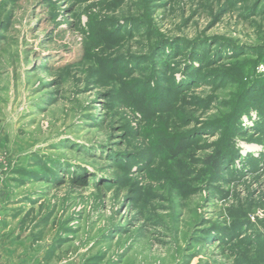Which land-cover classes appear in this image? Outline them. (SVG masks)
I'll use <instances>...</instances> for the list:
<instances>
[{
  "label": "rangeland",
  "instance_id": "obj_1",
  "mask_svg": "<svg viewBox=\"0 0 264 264\" xmlns=\"http://www.w3.org/2000/svg\"><path fill=\"white\" fill-rule=\"evenodd\" d=\"M0 264H264V0H0Z\"/></svg>",
  "mask_w": 264,
  "mask_h": 264
}]
</instances>
